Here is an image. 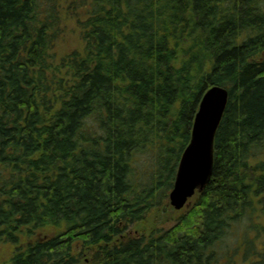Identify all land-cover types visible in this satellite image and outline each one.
<instances>
[{"label":"trees","instance_id":"obj_1","mask_svg":"<svg viewBox=\"0 0 264 264\" xmlns=\"http://www.w3.org/2000/svg\"><path fill=\"white\" fill-rule=\"evenodd\" d=\"M69 22L83 48L60 56ZM214 86L229 101L210 182L132 235L169 206ZM263 157L264 0H0L4 264H217L241 224L244 263L264 264Z\"/></svg>","mask_w":264,"mask_h":264},{"label":"water","instance_id":"obj_2","mask_svg":"<svg viewBox=\"0 0 264 264\" xmlns=\"http://www.w3.org/2000/svg\"><path fill=\"white\" fill-rule=\"evenodd\" d=\"M229 101V91L220 86L210 88L201 101L192 138L181 158L170 204L184 209L197 192L210 182L214 166L215 137Z\"/></svg>","mask_w":264,"mask_h":264},{"label":"rangeland","instance_id":"obj_3","mask_svg":"<svg viewBox=\"0 0 264 264\" xmlns=\"http://www.w3.org/2000/svg\"><path fill=\"white\" fill-rule=\"evenodd\" d=\"M83 48V41L80 36V31L77 25L74 22H69L66 26L65 34L63 38L59 41L56 50L59 52L60 56L68 54L74 50H81ZM264 159V157L262 158ZM189 204L182 210H176L169 201V206L166 209H161L152 213L149 218L142 222L138 223L131 228V234L136 236L146 235L148 236L153 230L157 228H169L171 227L176 220L187 210ZM244 224L236 228L231 236H229L223 243L216 247L217 252L219 253V261L217 264H232L229 263L230 256L234 253V248L237 249V254L234 257L235 264H250V261L244 263L243 257L247 250V243L251 239H254V233L249 232L245 238L244 233L240 234L238 237V232L244 229ZM241 230V231H242ZM240 231V232H241ZM247 239V240H246ZM237 244V245H236ZM15 247L13 245H1L0 246V264H4L10 260L14 253ZM90 253H86L85 258L80 264H89Z\"/></svg>","mask_w":264,"mask_h":264}]
</instances>
